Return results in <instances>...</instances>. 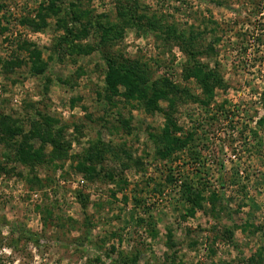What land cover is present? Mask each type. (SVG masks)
I'll use <instances>...</instances> for the list:
<instances>
[{
    "label": "rangeland",
    "instance_id": "374dc122",
    "mask_svg": "<svg viewBox=\"0 0 264 264\" xmlns=\"http://www.w3.org/2000/svg\"><path fill=\"white\" fill-rule=\"evenodd\" d=\"M0 264H264V0H0Z\"/></svg>",
    "mask_w": 264,
    "mask_h": 264
},
{
    "label": "trees",
    "instance_id": "16d2710c",
    "mask_svg": "<svg viewBox=\"0 0 264 264\" xmlns=\"http://www.w3.org/2000/svg\"><path fill=\"white\" fill-rule=\"evenodd\" d=\"M110 62L112 63V64H110ZM115 64V62L114 61H109L108 62V67H109V72H108V74H107V78L108 77H113V76H111V74L113 75V74H116V76L117 77H120L121 78V80L123 81V82H126V81H130V77L132 76L131 74L133 73L132 71H128V70H123V72L120 70V67L119 66H115L114 65ZM193 75L195 76V77H197L198 79H201L202 80V87H205V86H208V84L209 83H211V81H216V82H220V80H217V76L216 75H214V73H213V71L212 70H210V69H208V70H203V69H201L200 67H197V68H195L194 69V71H193ZM132 80V79H131ZM133 83H135V80H134V82ZM160 91V90H159ZM164 93V91L163 90H161L160 92H159V94H163ZM186 140H182L181 138H176V139H174L173 140V144H172V146H173V149H181V148H183L184 147V145L187 143L186 141H187V138H185ZM172 149V148H171ZM168 152H169V150H168ZM167 153V152H166ZM166 153H164L163 154V156L164 155H166ZM186 195H187V199H188V201H190V202H195L196 201V198L194 197V194H193V192H192V190H191V188H190V186H187L186 187Z\"/></svg>",
    "mask_w": 264,
    "mask_h": 264
}]
</instances>
